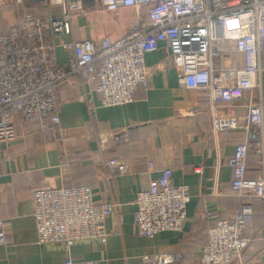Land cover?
I'll use <instances>...</instances> for the list:
<instances>
[{"label": "built area", "instance_id": "2783aa9c", "mask_svg": "<svg viewBox=\"0 0 264 264\" xmlns=\"http://www.w3.org/2000/svg\"><path fill=\"white\" fill-rule=\"evenodd\" d=\"M29 1L40 8L38 12L49 13L28 11L19 25L0 36V144L15 139L16 121L36 126L43 134L58 127V91L73 78L92 88L100 107L132 103L135 93L151 84L147 55L159 51L163 44L179 70L180 85L208 92L211 106L247 100L243 124L218 113L212 117L217 155L219 133L228 135L242 128L248 139L237 145L229 161L232 179L228 194L240 201L239 210L231 219L206 214L210 225L201 256V264H246L243 256L250 239L243 208L253 200L264 201V99L255 101L252 94L261 88L264 0ZM1 6L0 0V14ZM94 8L109 12L135 9V25L116 40L79 39L75 20L85 18ZM225 42H231V49L242 55L245 67L216 75L215 61L223 53L219 45ZM59 49L68 54L64 64L58 62ZM93 93L79 97L91 119H95L99 107ZM111 139L116 143L127 141L125 133H101V152L107 151ZM252 153L260 157V171L254 178L248 177ZM105 165L115 174L128 171L127 165L116 158L106 160ZM190 200L188 187L175 185L173 171L165 169L159 179L151 181L137 196L133 222L138 235L153 238L163 232L181 231ZM34 203L38 243L60 245L67 251L80 241L106 244L107 219L120 209L116 202L95 201L92 187L84 184L38 189L34 191ZM5 242L6 233L0 230V245ZM180 259V254L174 259L163 255L144 257L148 264H178ZM67 264L98 263L70 259Z\"/></svg>", "mask_w": 264, "mask_h": 264}, {"label": "crops", "instance_id": "0c3cea01", "mask_svg": "<svg viewBox=\"0 0 264 264\" xmlns=\"http://www.w3.org/2000/svg\"><path fill=\"white\" fill-rule=\"evenodd\" d=\"M21 2L1 0L0 36L19 25L26 12L40 9L29 0ZM123 16L129 20L130 32L137 12L127 9ZM142 17L147 20L145 13ZM74 24L79 29V39L108 37L89 30L88 26L95 24L90 16L76 19ZM125 34L121 32L116 39ZM219 47L223 53L215 61L216 75L245 67L242 55L231 49V42ZM67 57L63 49L58 50L59 63H66ZM146 64L152 71L151 84L147 89H139L130 104L100 107L92 88L73 78L58 91V127L43 134L36 126L16 121L15 139L0 144V230L6 233L5 244L0 245V264H67L70 259L98 264H148L146 256L174 259L179 254L178 264H201L210 225L206 214L231 219L239 210L240 201L228 194L232 179L229 161L237 145L248 139L242 128L228 135L219 133L217 155L212 117L218 113L243 124L247 100L211 106L208 92L180 85L179 70L163 44L159 51L147 55ZM87 93H93L99 106L95 119H91L86 104L79 100ZM252 94L255 101L264 99V53L261 88ZM101 133H125L127 141L116 143L111 139L103 153L98 145ZM110 158L124 162L127 173H112L105 165ZM259 158L253 153L249 155L248 177L259 173ZM165 169L173 171L175 185H185L190 191L187 221L181 231L141 237L133 222L137 196L151 181L159 179ZM83 184L92 187L95 201L120 205L119 211L107 219V243L80 241L69 251L60 245H40L34 191ZM243 209L250 239L244 262L264 264V201L256 199Z\"/></svg>", "mask_w": 264, "mask_h": 264}, {"label": "rangeland", "instance_id": "374dc122", "mask_svg": "<svg viewBox=\"0 0 264 264\" xmlns=\"http://www.w3.org/2000/svg\"><path fill=\"white\" fill-rule=\"evenodd\" d=\"M125 10L127 9L109 12L103 9L97 10L94 8L87 15V17L90 16L91 21L95 22V24L88 26L89 30H95L97 31L96 35H106L111 39H116L121 32L127 34L130 30V26L128 25L129 20L124 19L123 16V11ZM135 22L136 17H133L132 27L135 25Z\"/></svg>", "mask_w": 264, "mask_h": 264}, {"label": "trees", "instance_id": "16d2710c", "mask_svg": "<svg viewBox=\"0 0 264 264\" xmlns=\"http://www.w3.org/2000/svg\"><path fill=\"white\" fill-rule=\"evenodd\" d=\"M253 201H255V200H253ZM253 201H252V202H253Z\"/></svg>", "mask_w": 264, "mask_h": 264}]
</instances>
